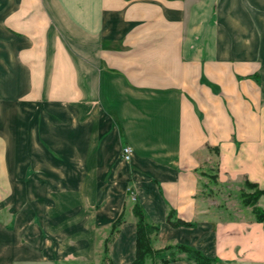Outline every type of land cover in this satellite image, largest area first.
<instances>
[{
	"label": "crops",
	"instance_id": "1",
	"mask_svg": "<svg viewBox=\"0 0 264 264\" xmlns=\"http://www.w3.org/2000/svg\"><path fill=\"white\" fill-rule=\"evenodd\" d=\"M0 43V251L89 253L123 213L108 258L130 264L134 193L153 250L264 264L262 223L226 202L264 190V0H0Z\"/></svg>",
	"mask_w": 264,
	"mask_h": 264
},
{
	"label": "rangeland",
	"instance_id": "2",
	"mask_svg": "<svg viewBox=\"0 0 264 264\" xmlns=\"http://www.w3.org/2000/svg\"><path fill=\"white\" fill-rule=\"evenodd\" d=\"M232 42L238 44V41H232ZM248 47H249V45H248ZM3 48L4 47L0 43V53H3L2 52ZM0 57H3V56L0 55ZM0 63H2V62H0ZM255 74L256 73H253L252 76L255 77ZM10 100H12V99H10ZM6 107H7L6 110L9 112L8 115L13 116L15 111L18 112V99H14V101L13 100L8 101V104H6ZM16 116H17V114H16ZM12 122H14V121H12ZM210 170H212V169H210ZM0 188L1 189L3 188L0 191V195H5L8 190H6L4 185H0ZM246 190H251L253 192V189H248L247 187H246ZM252 192H248V193H252ZM245 193H247V192H245ZM238 200L241 201V197H239V196L233 197L232 199L230 198V199L226 200V202H227V205L229 207H235L236 201H238ZM134 204H136V201L134 199V193H129V195L127 196V205L131 206ZM259 206L264 207V198L260 200ZM13 223H14V217L13 216L8 214L7 212H0V225L6 226V228H9L10 226L13 225ZM108 230H109V226L100 225L94 231H92V233L90 232V245H89L90 252L89 253L80 252V253H71V254H67V255L64 254V257L59 258L55 261L49 260L46 258H42V256H43L42 254L35 257L33 260H31L29 258V249H27V250L24 249L23 258L18 260V257L14 256L15 255L14 253L16 252L15 249H11L10 251H8L12 247V245L7 247V248H9L8 250L2 249L1 251L6 250L9 257L11 256L8 259L9 261H7L6 264H112V263H109V261L107 259H104V260L101 259L103 240L108 236ZM2 235L3 234H1V232H0V237ZM70 241H72L71 238H70ZM9 242H7V245L10 244ZM5 243L6 242L4 240H0V244H5ZM11 243H12V241H11ZM110 246H111V242L108 244V250L110 249ZM172 249L175 251L173 255L170 254V252L173 251L170 249H168L167 251H165V249L161 250V251H156V253H154V255L151 257V262L148 261L149 258H147V260H145L144 264H162L163 259L172 260V258H176L177 257V253H176L177 251L175 250V246ZM162 255H164L163 258H161ZM214 263L215 262H213V264Z\"/></svg>",
	"mask_w": 264,
	"mask_h": 264
},
{
	"label": "trees",
	"instance_id": "3",
	"mask_svg": "<svg viewBox=\"0 0 264 264\" xmlns=\"http://www.w3.org/2000/svg\"><path fill=\"white\" fill-rule=\"evenodd\" d=\"M245 186L248 189H253L252 193L241 192L240 197L242 204L244 206L252 207V212L255 216V220L259 223H262L264 229V208H261L256 205L258 199L264 195V190H260L256 187L255 184L245 182ZM132 190V189H131ZM132 212L137 219L136 231H135V254L134 259L130 264H144L145 260L149 257H152L156 251L151 247V234L158 231V227L147 222L145 214L142 208L136 203L132 207ZM170 220V215L168 216V221ZM124 221L123 213L111 223L108 236L103 240L102 247V260L108 258V244L112 241L113 236L117 233L119 226ZM173 226L184 225L182 221L171 222ZM172 247H166L165 250ZM175 250L177 252L185 253L186 257L193 264H213L215 259L205 256L199 250L186 246V245H176ZM169 260L163 259L162 264H167Z\"/></svg>",
	"mask_w": 264,
	"mask_h": 264
},
{
	"label": "built area",
	"instance_id": "4",
	"mask_svg": "<svg viewBox=\"0 0 264 264\" xmlns=\"http://www.w3.org/2000/svg\"><path fill=\"white\" fill-rule=\"evenodd\" d=\"M131 155V148L129 146H123L121 149V157L123 160H129Z\"/></svg>",
	"mask_w": 264,
	"mask_h": 264
},
{
	"label": "bare ground",
	"instance_id": "5",
	"mask_svg": "<svg viewBox=\"0 0 264 264\" xmlns=\"http://www.w3.org/2000/svg\"><path fill=\"white\" fill-rule=\"evenodd\" d=\"M14 198H16V197L13 196V199H14ZM10 249H11V248H10ZM5 256H6V255H5Z\"/></svg>",
	"mask_w": 264,
	"mask_h": 264
}]
</instances>
